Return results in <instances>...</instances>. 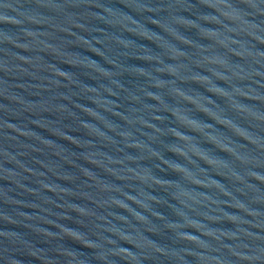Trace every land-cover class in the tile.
I'll return each instance as SVG.
<instances>
[{"label": "water", "instance_id": "1", "mask_svg": "<svg viewBox=\"0 0 264 264\" xmlns=\"http://www.w3.org/2000/svg\"><path fill=\"white\" fill-rule=\"evenodd\" d=\"M0 264H264V0H0Z\"/></svg>", "mask_w": 264, "mask_h": 264}]
</instances>
